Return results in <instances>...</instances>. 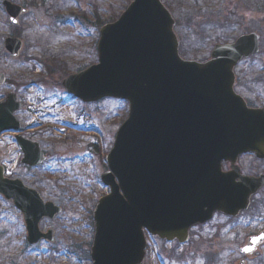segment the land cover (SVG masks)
<instances>
[{
  "label": "water",
  "instance_id": "obj_1",
  "mask_svg": "<svg viewBox=\"0 0 264 264\" xmlns=\"http://www.w3.org/2000/svg\"><path fill=\"white\" fill-rule=\"evenodd\" d=\"M3 6L13 24L26 12L8 0ZM174 23L160 0H133L116 21L101 27L98 62L62 81L84 102L112 97L128 104L101 175L109 193L92 213V264H142L145 230L184 243L191 225L208 220L214 210L235 215L246 209L264 183V175L241 176L236 165L242 153L264 159V108H248L233 90L234 67L258 52L259 36L251 32L215 44L205 61L185 60L178 54ZM21 46L15 37L4 41L13 57ZM4 81L0 72V84ZM19 107L13 93L0 102V132L19 127L14 117ZM16 140L21 163L44 160L37 143ZM222 160L231 166L226 173ZM0 195L22 214L29 244L53 241V231L41 232L38 224L59 207L20 180L6 178L1 166ZM263 241L264 230L241 253H252Z\"/></svg>",
  "mask_w": 264,
  "mask_h": 264
},
{
  "label": "rangeland",
  "instance_id": "obj_2",
  "mask_svg": "<svg viewBox=\"0 0 264 264\" xmlns=\"http://www.w3.org/2000/svg\"><path fill=\"white\" fill-rule=\"evenodd\" d=\"M1 1L0 71L9 80V84L0 87L3 98L14 90L13 86L21 88L30 77L39 79L41 68L33 66L48 55L64 61V68L59 70L58 66L54 75L58 78L76 71L81 63L95 62L100 26L115 20L132 0H10L27 8L15 27L9 24ZM161 1L172 13L174 30L180 39L179 54L186 59L204 60L214 44L232 42L244 33H258L259 53L236 66V91L247 101L264 106V0ZM15 33L23 48L18 59H10L3 54L2 42ZM23 94L27 101L45 99L37 108L47 110L48 116L42 117L39 112L25 118L39 126L36 140L46 152L47 161L33 170L17 162V178L36 189L44 200L60 206L62 212L39 225L43 231L54 230V241L30 246L24 239L19 212L0 198V264H91L88 251L93 231L92 210L97 199L108 191L99 176L106 170L104 157L126 118L127 104L104 99L74 111L73 103L56 104L55 98L62 95L57 85L42 84L32 90L29 87ZM7 139L8 136L0 138V150L15 155L11 153L14 145ZM246 157L250 159L240 163L248 167L253 161L252 156ZM260 200H264V191L256 202ZM243 218L232 227L216 220L214 224L229 227L226 229L230 233L226 235L220 229L219 238L201 242L198 237L202 230L193 229L191 239L183 245L154 240L145 234L147 247L142 264H237L242 257L239 248L245 244L244 228L249 227ZM262 221L261 215L251 229L260 228ZM234 236L236 240H232ZM245 261L264 264V244Z\"/></svg>",
  "mask_w": 264,
  "mask_h": 264
},
{
  "label": "flooded vegetation",
  "instance_id": "obj_3",
  "mask_svg": "<svg viewBox=\"0 0 264 264\" xmlns=\"http://www.w3.org/2000/svg\"><path fill=\"white\" fill-rule=\"evenodd\" d=\"M95 51H96V49H95ZM5 56H7L9 58V56L6 55V53H5ZM57 58L58 57L51 56V55H48L47 59H44V57H43V59L41 58V60L39 61L41 71H39L40 75L37 76L39 79L35 80V84L32 87H30L31 90L33 88H36L37 86L40 87L42 84L46 85V86L57 85L60 88V90L62 91V95L60 96V94H58L57 98H55L57 105L61 106V105H64V104L73 103L75 105V108L73 109L74 111L75 110L76 111L77 110L80 111L81 108L84 107V105H92V103H90V102L89 103H85V102L77 99L73 95L69 94L63 88V86L61 84L62 79L64 77H66L68 74H70V72L67 73L66 75H64L62 78H58V77L54 76V75H56L57 67L60 66L59 70H61V68L63 69V66H64V64H63L64 61H62V60L58 61L59 59H57ZM51 63H53V64L51 65ZM92 63L93 62L90 61V63L88 65H90ZM88 65H86V64L84 65V64L81 63L78 68L79 69L80 68L83 69V68L87 67ZM79 69H77L76 71H80L81 70V69L80 70ZM76 71H74V72H76ZM55 80H57V82ZM8 82H9V80H8ZM50 82H52V84H49ZM53 82H54V84H53ZM21 88L18 87V85L13 86V88H12V89H14L13 92L16 95V99L21 103V108L15 112V116H16L18 122H19V128L17 129L16 132H14V131H6V132H3V133L0 134V138L8 136L7 140H9L10 144L12 143L14 145V152L11 151V153L15 154V155H10V154L7 155L2 150H0V162H2L5 159L9 160L10 158L15 157L16 155L18 156V160H20L21 154H20V151H19V149L17 147L16 136H20V137H22L24 139H27V140H30L32 142H38L36 140V138L39 136V133H40V131L38 130L39 126L36 124V122L35 123L27 122V120L25 118L26 116L28 117V116L32 115L33 113H39V112L42 115V117L48 116L47 110L43 112L42 109L37 108L39 105L42 104V100H45V99H41L40 97L39 98L36 97V98L32 99V101L31 100L27 101V100L24 99V96H23L24 95L23 91L24 92L26 91L25 85H22ZM20 89L22 90L21 93H19ZM9 91H12V90H9ZM4 97L3 98L0 97V101H2L4 99ZM60 130H62V129H60ZM39 146L42 149V151L44 152L45 157H47L46 152L41 147L40 143H39ZM246 155H250V154L241 155V156H239L236 159V165L238 166V168L240 170V174L243 175V176H251V177H258L260 175H264V159L263 160L262 159H258L256 157L250 155V156H252L251 159H252L253 162H251V164L248 167H245L244 165H242L240 163V160L245 159V158H249V157H246ZM257 162H261V163H259L258 165L254 164V163H257ZM37 167L38 166L29 168V167L25 166V168L27 170L35 169ZM221 168H222V170L224 172L229 171L230 168H231L230 163L228 161L222 162ZM235 181H237V180H235ZM263 191H264V183L257 190V192L253 196H251L248 208L244 209V210H241L236 215L230 216V215H227V214H225L223 212L214 211L212 213V215H211L209 220L201 222V223L193 224L190 227V230H189L190 231L189 232L190 239H191V236H192L191 231H193V229L202 230L201 231V236L198 237L200 242L203 241V240H209L211 238H219V235H220L221 232H223L224 234L228 235L230 233V231H228L226 228H229V227H224L222 224H225V225H228V226L232 227L233 224L234 225L239 224L240 220L243 217H244L243 220L245 219L244 221L247 222L248 225H249V227L246 226L244 228L246 230L245 242L251 236L260 233L264 229V212H263L264 211V209H263L264 200H260V201L256 202V199H257L258 196L261 195V193ZM250 211H253L254 213L251 214ZM261 215H262V220L263 221H262L261 225L259 224L260 228H257V229H255L253 231L251 229L253 221L258 220L261 217ZM216 220H221L223 223L220 224V225H216V224H214V222ZM220 227H223V228H220ZM207 229L210 231L209 233L207 232ZM220 229H224V230H222L220 232ZM233 235H236V234L233 233ZM236 237L237 236H234V238L232 240H236ZM249 256H251V255H247V256H244L242 258L245 261V258H248ZM245 263H246V261H245Z\"/></svg>",
  "mask_w": 264,
  "mask_h": 264
},
{
  "label": "snow or ice",
  "instance_id": "obj_4",
  "mask_svg": "<svg viewBox=\"0 0 264 264\" xmlns=\"http://www.w3.org/2000/svg\"><path fill=\"white\" fill-rule=\"evenodd\" d=\"M244 250H245V251H248L249 249H248V248H245Z\"/></svg>",
  "mask_w": 264,
  "mask_h": 264
},
{
  "label": "trees",
  "instance_id": "obj_5",
  "mask_svg": "<svg viewBox=\"0 0 264 264\" xmlns=\"http://www.w3.org/2000/svg\"><path fill=\"white\" fill-rule=\"evenodd\" d=\"M195 33H198L197 31H195Z\"/></svg>",
  "mask_w": 264,
  "mask_h": 264
}]
</instances>
